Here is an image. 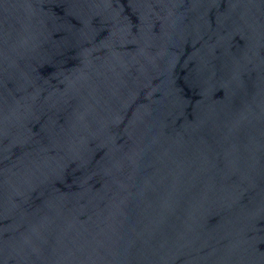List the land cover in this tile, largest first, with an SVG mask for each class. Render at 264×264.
I'll return each mask as SVG.
<instances>
[{
    "label": "water",
    "instance_id": "1",
    "mask_svg": "<svg viewBox=\"0 0 264 264\" xmlns=\"http://www.w3.org/2000/svg\"><path fill=\"white\" fill-rule=\"evenodd\" d=\"M0 264H264V0H0Z\"/></svg>",
    "mask_w": 264,
    "mask_h": 264
}]
</instances>
